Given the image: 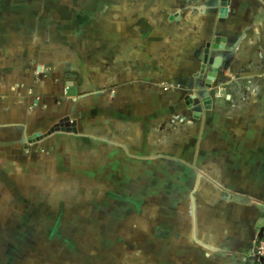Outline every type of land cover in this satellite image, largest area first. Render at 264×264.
<instances>
[{
  "label": "crops",
  "instance_id": "0c3cea01",
  "mask_svg": "<svg viewBox=\"0 0 264 264\" xmlns=\"http://www.w3.org/2000/svg\"><path fill=\"white\" fill-rule=\"evenodd\" d=\"M0 236V264H264V0H0Z\"/></svg>",
  "mask_w": 264,
  "mask_h": 264
},
{
  "label": "rangeland",
  "instance_id": "374dc122",
  "mask_svg": "<svg viewBox=\"0 0 264 264\" xmlns=\"http://www.w3.org/2000/svg\"><path fill=\"white\" fill-rule=\"evenodd\" d=\"M40 221H43V220H40ZM53 219H50L49 222L50 224L53 223ZM62 221V220H61ZM12 225L10 227V229L7 231V233H9V235H11L14 239L16 240H19L20 239V235L17 234V231L19 230V232L21 230H24L26 228L30 229L31 227L35 226L36 225H39V220H37L36 218L35 219H27V220H15V219H12L11 220ZM66 225L68 223V220L65 221ZM29 238H34V235L33 234H29L28 236ZM1 238V236H0ZM46 238L48 239V236H46ZM64 238H61L59 239L60 242H63ZM66 245H63L61 244L60 245V249L57 250L56 246H51L49 250H44V249H36V248H32L33 245L32 243L30 242L29 245H28V248L26 250H23L21 252H11L12 254H16L18 253V257L20 258V260H24L25 258H29L31 259L32 257H37L35 260H39V262H34V264H44L46 262V258H45V255H52V254H56V264H68L70 258H69V250L67 247H65ZM72 255V253H71ZM83 258V257H82ZM81 256L78 255L77 259H78V264L80 262V259L82 260Z\"/></svg>",
  "mask_w": 264,
  "mask_h": 264
},
{
  "label": "built area",
  "instance_id": "2783aa9c",
  "mask_svg": "<svg viewBox=\"0 0 264 264\" xmlns=\"http://www.w3.org/2000/svg\"><path fill=\"white\" fill-rule=\"evenodd\" d=\"M254 255L256 258L264 256V236L258 240L254 249Z\"/></svg>",
  "mask_w": 264,
  "mask_h": 264
},
{
  "label": "trees",
  "instance_id": "16d2710c",
  "mask_svg": "<svg viewBox=\"0 0 264 264\" xmlns=\"http://www.w3.org/2000/svg\"><path fill=\"white\" fill-rule=\"evenodd\" d=\"M260 259L263 261V259H264V256H263V257H260ZM261 260H260V261H261ZM262 264H263V263H262Z\"/></svg>",
  "mask_w": 264,
  "mask_h": 264
},
{
  "label": "water",
  "instance_id": "95a60500",
  "mask_svg": "<svg viewBox=\"0 0 264 264\" xmlns=\"http://www.w3.org/2000/svg\"><path fill=\"white\" fill-rule=\"evenodd\" d=\"M61 129H63V128H61ZM67 131H69V129Z\"/></svg>",
  "mask_w": 264,
  "mask_h": 264
}]
</instances>
